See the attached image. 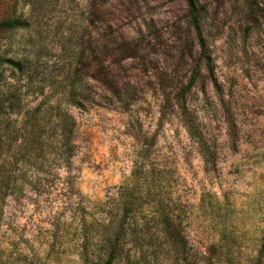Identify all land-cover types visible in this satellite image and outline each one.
<instances>
[{
	"label": "rangeland",
	"instance_id": "374dc122",
	"mask_svg": "<svg viewBox=\"0 0 264 264\" xmlns=\"http://www.w3.org/2000/svg\"><path fill=\"white\" fill-rule=\"evenodd\" d=\"M197 1L211 62L198 64L184 106L213 153L210 164L173 100L198 59L182 0H0V21L28 23L0 29V58L25 65L22 73L0 66V264L98 263L125 188L161 197L187 243L186 262L264 264V0ZM103 15L145 47L112 68L130 104L108 103L89 81L91 101L72 107L73 57L84 49V63L85 49L100 44ZM61 112L75 121L67 163L58 156ZM139 163L145 179L130 175ZM140 206L114 264H184L156 205Z\"/></svg>",
	"mask_w": 264,
	"mask_h": 264
},
{
	"label": "trees",
	"instance_id": "16d2710c",
	"mask_svg": "<svg viewBox=\"0 0 264 264\" xmlns=\"http://www.w3.org/2000/svg\"><path fill=\"white\" fill-rule=\"evenodd\" d=\"M182 1L185 4L188 26L197 32L198 59L197 64L192 68V74L189 78L188 84L185 86V90H183V94L179 96L177 95L173 100L175 102L176 108L178 107L180 111V124L184 128L191 142L194 144L197 153L204 164H210L213 162V153L206 143L205 138L199 131L198 126L195 124L193 118H191V116H189V114L186 112V108L184 106V94L190 90L191 85L196 79L198 64L202 63L204 67L210 68V57L198 31L199 23L203 19L204 9L200 6L197 0ZM113 23V20L111 21V19H108L105 15H103L100 44L92 47L88 46V48L85 49L86 56L84 63H82L84 49L80 48L73 57V63L68 81L69 93L66 98L67 103L70 106L82 108L85 102L91 101L92 94L89 93V81L95 82L97 85L96 87L100 89L102 94L107 95V98L105 97V99L108 101V103L117 102L119 108L121 109H125L130 104V101L128 100L130 96H126V98L121 97L119 91L122 89L125 90V88L120 87L113 80L112 68L124 60L134 59L137 56H143L145 53V47H141V44L139 47L134 45L133 42L123 33L118 34ZM27 27L28 23L19 17H7L0 21V29H2V31L22 30ZM142 41H144V39H142ZM1 64L2 70L5 67H10L20 73L25 70V68L23 69L25 65L22 60L5 58L2 56V58H0V66ZM209 72H211L210 69ZM211 81L216 87L215 80L212 79ZM83 89H85V92ZM56 115L58 117H62L60 119L61 124L59 123V130L61 132L63 144L62 150L58 152V156L67 163L68 159L73 155L75 121L73 117L66 112H61ZM147 149L148 145L140 148L139 154L141 152L145 153ZM142 169V163H139L138 165L135 164L130 175L136 177L137 179L140 177H144L145 179V174H147V171ZM142 171H144L143 174ZM4 185L7 190V182H4ZM125 189L126 190L124 193L119 194L121 199L119 200V210L121 212L120 219L118 220L116 226L111 230L110 235L104 237L101 241L100 246L103 253V258L95 264H114L116 258L123 254L125 243L123 241V237L127 227L129 226L128 221L130 212L134 208L135 210H138V206L140 209V205L142 203L149 204V202H153L156 205L164 235L169 238L171 243L176 244L182 251L181 254L184 255L187 252V243L178 227L168 222L167 213L164 206L162 205L161 197L158 196L156 198L155 194L152 195L150 193H145L142 196V194H135V192H133L131 189ZM134 202H137V205H135ZM85 246L86 241H84V245L82 246L84 254H81V256L83 259L87 258ZM127 251H125V254ZM184 257L185 255L183 256L184 264H193L186 262Z\"/></svg>",
	"mask_w": 264,
	"mask_h": 264
}]
</instances>
